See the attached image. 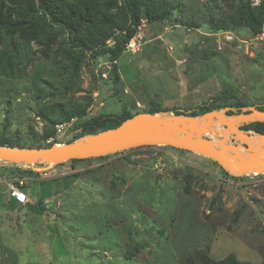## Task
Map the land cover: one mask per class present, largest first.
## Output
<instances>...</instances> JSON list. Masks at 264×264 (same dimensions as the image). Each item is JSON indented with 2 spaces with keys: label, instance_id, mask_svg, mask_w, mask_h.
Listing matches in <instances>:
<instances>
[{
  "label": "rangeland",
  "instance_id": "rangeland-1",
  "mask_svg": "<svg viewBox=\"0 0 264 264\" xmlns=\"http://www.w3.org/2000/svg\"><path fill=\"white\" fill-rule=\"evenodd\" d=\"M2 1L21 5V0ZM90 1L101 14L128 24L120 2ZM212 1L223 11L206 12ZM249 1L256 6L264 0ZM181 6L175 17H192L201 24L143 19L116 61L117 83L108 55L88 56L72 77L66 71L72 60L62 56L57 43L45 47L48 29L27 36L24 62L30 76L0 78V132L5 128L13 142L36 147L34 142L53 129L41 109L62 100L88 102L87 115L145 109L153 102L194 108L224 89L250 102L263 101L264 22L260 33L249 25L219 31L213 24L218 12L230 11V0H183ZM115 31L108 46L120 34ZM23 45L20 37L2 38L0 50ZM40 71L45 78L54 77V88L40 81L45 87L41 92L31 81ZM75 120L58 122L55 134L41 143H68L79 132L72 130ZM216 126L222 127L220 122ZM168 147L125 149L75 170L69 163L40 171L33 166L48 165L0 163V176L27 178L30 202L40 197L42 172L48 178L57 172L81 173L71 188L50 199L54 207L44 214L26 206L11 209L8 188L0 183V264H182L198 252L215 261L233 253L241 262L264 264V173L233 178L208 157L200 155L204 158L199 160L192 152L184 155Z\"/></svg>",
  "mask_w": 264,
  "mask_h": 264
},
{
  "label": "trees",
  "instance_id": "trees-1",
  "mask_svg": "<svg viewBox=\"0 0 264 264\" xmlns=\"http://www.w3.org/2000/svg\"><path fill=\"white\" fill-rule=\"evenodd\" d=\"M115 5L121 3V8L126 12L128 17L127 25H120L112 17H107L101 14L95 2L90 0H21V5L17 7L8 6L4 1L0 0V41L2 38L14 39L20 37L24 45L16 51H11L8 47L0 50V78L15 80L30 76L26 72L25 60L28 57L26 45V37H33L38 31L48 29L50 31L49 39L44 43L45 47L50 49L51 41L57 43V50L62 56L72 60L69 68L73 76H77L81 68L82 62L88 57H96L100 55H108L113 63V79L117 83L120 80L116 61L126 48L127 44L138 32L142 20L147 21H166L173 20L176 23L196 22L192 17L188 20L182 17H175V11L182 6L183 0H113ZM231 8L229 12H218V17L215 24L212 18L208 21L213 24L217 30L232 31L237 30L243 25H249L253 31L260 33L263 29L264 22V1L259 5L253 6L249 0H230ZM218 5V7H217ZM223 11L216 1L209 3L206 12ZM106 23L108 28H102L101 25ZM197 23V22H196ZM201 24V23H197ZM115 29L120 31L119 35L114 37V44L108 46L106 41L114 36ZM61 36V40L59 39ZM31 81L36 84L37 88L42 92L45 87H42V81L45 85L54 88L55 81L52 75L45 78L42 72H35L31 75ZM66 84H64L65 86ZM88 102L84 104H74L67 100L58 101L50 105V109H41V115L46 118L53 126V129L44 132L40 139L34 142L33 146H51L56 141L50 143H41V140H46L48 137L55 134L54 126L58 122L76 118L72 130L79 129V132L74 134L68 142L77 140L78 138L95 134L108 128L120 125L125 119L139 113L158 111H167L173 114H189L197 116L205 112L222 109L230 106L232 109L227 113L234 112L233 108L241 111L242 107L248 105H256L257 108L264 110V100L260 102H250L233 90H222L209 99L196 105L194 108L184 107H163L159 103H150L145 109L129 110L124 107L120 113H97L87 115ZM243 130H253L264 134V121H255L241 126ZM13 142L12 137L5 133V128L0 132V145L25 147L23 143ZM152 147V146H144ZM173 150L182 152L184 155L191 152L184 149L168 147ZM122 152V151H121ZM195 159H201L198 154L192 153ZM111 156L110 154L92 157V158H77L70 159L56 165L60 168L66 164L71 165V170H75L76 166L97 159H105ZM207 158V157H206ZM212 160V159H210ZM215 164L216 161L212 160ZM219 166V165H218ZM223 174L228 173L222 169ZM23 170V169H17ZM28 172L36 173L34 170ZM52 176L38 181L41 186L40 197L34 201L22 204L15 199L9 197V207L13 210L22 209L25 206L34 213L44 214L54 207L49 204L50 199L58 196L69 188L80 178L79 172H70L64 175ZM230 176V175H228ZM236 178L234 176H231ZM37 182V181H36ZM182 264H250L241 262L235 254L231 253L220 261L211 259L204 252H198L196 255L185 257Z\"/></svg>",
  "mask_w": 264,
  "mask_h": 264
},
{
  "label": "water",
  "instance_id": "water-1",
  "mask_svg": "<svg viewBox=\"0 0 264 264\" xmlns=\"http://www.w3.org/2000/svg\"><path fill=\"white\" fill-rule=\"evenodd\" d=\"M231 109L227 106L197 116L139 112L116 127L64 144L29 148L0 145V163L20 167L48 165L33 166L40 171L70 159L99 157L144 146H171L208 157L233 176L264 173V134L241 128L264 121V110L248 105L241 111L233 108V113H227ZM217 122L222 127H217ZM211 134L217 139L213 140ZM29 188L24 190L28 192Z\"/></svg>",
  "mask_w": 264,
  "mask_h": 264
},
{
  "label": "built area",
  "instance_id": "built-area-1",
  "mask_svg": "<svg viewBox=\"0 0 264 264\" xmlns=\"http://www.w3.org/2000/svg\"><path fill=\"white\" fill-rule=\"evenodd\" d=\"M64 125H59V129ZM44 176L41 178H48V173L46 171L42 172ZM50 175V173H49ZM33 179V178H32ZM6 184L9 192V196L16 201L26 204L30 202L29 191L26 192L24 188L27 186V178L21 175H9V176H0V183ZM30 189V188H29Z\"/></svg>",
  "mask_w": 264,
  "mask_h": 264
},
{
  "label": "crops",
  "instance_id": "crops-1",
  "mask_svg": "<svg viewBox=\"0 0 264 264\" xmlns=\"http://www.w3.org/2000/svg\"><path fill=\"white\" fill-rule=\"evenodd\" d=\"M65 173V172H64ZM64 173L63 174H61V173H59V175H64ZM66 174V173H65Z\"/></svg>",
  "mask_w": 264,
  "mask_h": 264
},
{
  "label": "bare ground",
  "instance_id": "bare-ground-1",
  "mask_svg": "<svg viewBox=\"0 0 264 264\" xmlns=\"http://www.w3.org/2000/svg\"><path fill=\"white\" fill-rule=\"evenodd\" d=\"M257 140H258V138H257Z\"/></svg>",
  "mask_w": 264,
  "mask_h": 264
}]
</instances>
